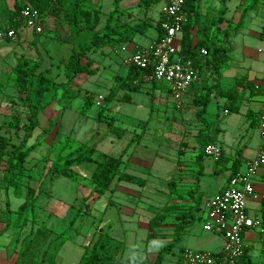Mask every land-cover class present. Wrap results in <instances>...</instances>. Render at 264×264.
<instances>
[{"label": "rangeland", "instance_id": "374dc122", "mask_svg": "<svg viewBox=\"0 0 264 264\" xmlns=\"http://www.w3.org/2000/svg\"><path fill=\"white\" fill-rule=\"evenodd\" d=\"M18 1L20 0H0V31L6 29L5 23L7 22L9 13L13 11L15 3ZM197 1L198 6L200 7V0ZM251 1L255 3V6L258 8L257 10L254 6L253 9L259 12V14H264V0H250V2L242 5L241 9L237 10L239 17L246 7L249 9L251 8ZM112 2L113 0H91V4L101 11L100 27L104 25L106 15L109 10L112 9ZM129 2L131 6L129 8L130 10L139 9L132 12H127L129 9L123 11V14L120 16L121 20L127 21L131 24L137 21H142L141 17L144 15L142 9H140L138 5L135 6V3L131 0H129ZM162 7V2L154 5L149 11L148 17L157 19ZM255 11L254 13H257ZM44 23L45 28L42 34H36L33 29L27 27L23 29V33L26 34L29 39L36 40L33 43H30L27 47L19 46L15 39L8 40L6 38H0V137H4L8 140V150L10 151L14 145H18L22 141L25 135L27 118L29 117V109L25 101V96L19 94L14 84L15 75L13 73V68L16 66L17 59L20 57L26 59L29 56L36 59L38 55L35 51L37 49L38 53L43 56L45 64L47 61L46 66L53 67L54 72H52V76L55 77L52 78L58 82H65L66 77L65 75H62V73L71 51L77 49V46L81 42L88 40L93 34L92 32L78 31L74 29L73 26H70L59 16H47ZM231 25L232 27H235L236 24L233 21ZM154 29L155 28L152 27L150 32L153 33ZM68 38L72 40L71 44L64 42V40ZM257 44L259 47L264 46V43L261 41H258ZM236 50H241L240 41H237L236 43ZM97 57L96 62L99 64ZM112 58L117 63L121 64L122 58L120 55L113 53ZM258 62L264 69V55H262ZM83 76L85 75H81L79 78ZM81 79L83 80L78 81V79H76L72 87L69 89L71 93L77 95L74 100L71 101L67 99L65 101H60L59 103L61 104L57 101H53L50 107L54 108L53 115L55 116L51 119L50 112L47 110L39 115L40 125L35 129L33 137L28 141V145L35 144V149L27 159L24 175L18 178L16 184L19 185V188L17 189L14 185L6 187L3 179V170L0 171V242L2 240L3 242H6L4 249L8 255L10 254L13 259H16V262L17 260H24L20 257V253L24 249V238L28 236L32 230H35L42 225L47 227L53 225L55 231L50 229L51 234H53L52 236L60 234L61 232L68 236L70 240L67 243V251H71H68V254L75 256L78 255V251H83L80 244H83L85 240L88 243L94 233V225L99 221L96 217H101L102 210L107 204V198L106 200L101 199L95 204L92 200H89L87 207L83 209V212H87L88 215H81L74 220L82 199L89 194V182L84 180L83 182L81 181L80 183H77L71 179L61 177L56 182L54 181V183L48 178L46 180L45 189L41 192L36 203L34 215H32L29 210L26 212L18 211L19 207L28 198L27 194L30 191V188L31 190H34V192L38 191L50 165L49 162L55 159L59 147L61 146L60 144H66L65 139L67 140V138L65 134L70 131L68 134L72 133L71 137L73 139L76 137H78V140L84 139L85 137H82L81 131L83 117L89 116L90 118H93L96 116L97 119L98 114L101 112L104 114L105 118H114L116 120L115 124L122 127L129 126L130 123H132L131 121H135L134 118L136 117L143 119L146 117V119L149 118L148 110L138 111L140 110L139 105H141L142 101L150 100L149 96L145 94V89H142L141 92H135L134 97L136 103L121 101L120 105H118V100H114L110 103L103 100L101 105H98L97 101L99 100L100 95L106 99L110 91L108 92V90L99 88L93 84L96 79L95 76H89L88 79ZM84 81L88 84H84ZM209 83L212 84L210 81ZM146 87L150 92H153L152 84H147ZM157 88L160 91H164V97L159 100L158 103L152 105L154 107V114L150 121V133L158 137V141L163 148L159 150V155L155 158L154 170H159L158 173H156L155 177L147 175L146 178L150 181L154 179V182L157 185L161 186V184H163L165 186L163 190H168L170 193L165 196L164 193L158 192V189L153 191L148 190L143 194V197L145 198L143 201H132V203L130 202L131 205L127 204L129 201H125L124 203L121 201L120 206L125 208H137V212L140 215L147 212L145 215L149 216L152 215V213L155 215L165 208L168 209L170 206L175 208V210L167 220L161 223L158 231L159 234L156 239L147 241V232L145 228L141 226L137 232H127L124 235V239L122 238L123 234L120 231H116L113 234L115 241L112 245V249L118 245L117 241L122 239L121 241H123L124 244L122 243L120 249H125L124 258L132 256L131 264H154L159 251L172 240L174 225L177 223L176 214H179V210H183L192 204L187 192L189 190H197V192L200 193L199 187L201 188V186H203L202 183L199 184L201 177H203L202 180H205L210 185L212 184L211 188L207 190L206 195H210L212 192L217 191L219 187L218 183L222 185L227 179L226 171H222L216 176L210 174L215 166V161L212 158L202 156V159L199 162L196 160V157L199 156L200 152L195 138L197 132L203 126L202 122L196 117L197 107L193 102L186 103V101L183 100V106L186 107L184 109L182 108V110H178L175 97L173 94H168L167 92L169 85L166 82H158ZM85 89L89 90L91 93L92 98L89 101L85 95ZM120 92L123 94V91ZM61 95L62 92L59 93V96ZM50 99L51 97L49 95L46 101ZM222 111L223 108L219 106L217 99L213 97L207 108L206 114L203 115V118L210 127V132L214 133L216 128L220 130V126L223 123V119L221 118ZM124 114L130 115L131 118H126V115ZM235 114L236 113L230 112V116H235ZM13 118H19V130H15L10 126ZM59 119L61 127L57 132V135L53 132L55 129L54 126ZM102 123L106 124L105 122ZM103 127L104 126H101V128ZM47 128H49V131L40 135ZM73 129L75 132H73ZM185 130L190 131V137L184 135ZM137 132H141L140 128ZM216 137L218 139V135ZM72 138L70 139L71 144L73 141ZM183 139H190V141L187 140L188 142L184 144L182 143V141H184ZM85 141L88 142V138H85ZM190 142L196 145L193 149H197V151L195 152L194 150H191L184 158H181L178 163L179 149H181V151L186 149ZM216 143L221 145L218 140ZM110 148L111 143L106 142L98 149L109 152L108 149ZM166 149L169 150V152ZM162 150H166L167 152L163 153L161 152ZM202 166L204 168L203 170ZM178 167H182V170H178ZM201 173L203 174L200 175ZM204 173L206 175H204ZM171 176L175 186H169V188H167L169 180L166 179ZM132 186H134V189L141 190V186L139 185L132 184ZM206 186L208 187V185ZM178 191L182 193H177ZM30 196L31 195L29 194V198ZM197 196L199 195L196 194L195 197ZM147 198L151 200L148 201ZM153 200H159L158 204L156 203L158 207L153 203ZM143 204H146L147 206L145 211H142V209H144ZM126 212L128 213V211ZM114 213L115 210L110 212V214ZM205 215V211L195 215L193 225L187 229V233L182 237L180 243H178L171 252L164 256L161 264H185L182 259V252L186 250V247L190 250L200 251L193 246L199 241V238L203 235L204 237L207 235H217L204 230ZM131 218V224L135 226L136 219L138 223V214L136 217L132 216ZM8 220L9 223L7 224ZM101 229L104 233L110 235L108 229L105 230L102 227ZM211 239L214 241L213 238ZM36 248L31 249L30 257L35 254L33 259H37L39 262L43 249H40L39 246H36ZM118 255L119 251L117 253V256Z\"/></svg>", "mask_w": 264, "mask_h": 264}, {"label": "trees", "instance_id": "16d2710c", "mask_svg": "<svg viewBox=\"0 0 264 264\" xmlns=\"http://www.w3.org/2000/svg\"><path fill=\"white\" fill-rule=\"evenodd\" d=\"M122 1L113 0L114 9L106 16L102 27H100L101 11L91 4V0H20L15 3L14 9L9 13L7 22L5 23L6 27L11 26L17 30L23 28L24 24L16 20V18L22 8L33 7L43 14L44 20L47 16H59L70 26H73L74 29L92 32L93 34L88 40L81 42L77 46V49L71 51L64 66L65 82H58L52 78L53 67L45 68L43 56L38 52L36 59H25L21 57L17 59L16 66L13 68L15 75L14 84L19 94L25 96V101L29 109V117L27 118L25 135L22 141L18 145H14L11 151L8 150V140L0 137V171L3 170V179L6 187L14 185L17 189L19 188V185L16 184L18 178L24 175L27 159L35 149V144L28 145V141L33 137V132L40 125L39 115L53 101L59 103L67 99L74 100L77 95L71 93L69 89L75 80L81 75L92 76L97 72V68L94 67L95 60L91 56L103 48L116 49L123 44L130 43L137 33H142L153 27L152 20H146L136 24L122 21L120 18L123 14L120 7ZM162 1L164 0H139L138 6L142 9L144 15H147L154 5ZM197 2V0H188L185 5L188 23L182 31L178 59L181 62L187 60L192 61L197 70L196 81L192 84L191 90L194 93L192 102L197 107L196 117L203 125L197 132L195 138L196 144L199 147L200 153L198 161H200L202 156H205V148L208 145L216 144V136L219 133L218 128L215 129L214 133L210 132V127L203 118L212 98L215 97L225 100V107L229 113H239L241 102L246 99L247 92L250 97L264 96V77L261 79V84H254L246 77L236 79L234 85L229 88L225 87L222 83V75L228 69L231 60L230 54L232 47L230 45V39L238 34L245 15L254 5L250 9H244L235 27H232L230 23L225 30H221V25L224 23V15L227 12L225 0H221L223 7L213 17L202 16ZM7 39L10 40L9 38ZM64 42L71 44L72 40L68 38ZM203 49L207 51V55L201 54V50ZM151 73L152 70L140 69L130 64L126 77L116 78L114 87L110 90L108 97L104 101L106 100L110 103L115 100L120 91H125L126 95L123 96L121 101L130 102L131 97L129 93L141 92L142 89L150 92L146 87L147 84H152V90L158 89V81L146 80V77ZM60 92H62L61 96H59ZM49 95L51 99L46 101ZM87 100L89 101L90 98ZM185 107L182 105L179 110ZM97 120L99 122H105L111 133L119 138L124 137L127 133L126 130L115 125L116 120L114 118H105L102 112L98 114ZM19 121V118H13L10 126L15 130H19ZM48 131L49 128L45 129L40 135ZM69 143L70 138H67L65 146L56 155L55 159L49 162L50 165L38 191L34 192L30 188L27 194L28 198L19 207L18 211L26 212L29 210L34 215L36 203L41 192L45 189L48 178L52 182L61 177L71 179L77 183L83 182L85 177L76 170V167L84 163L93 164L95 169L88 179L90 186L89 194L82 199L74 220L81 215H88L87 212H83V209L87 207L89 200H92L94 203L107 192H113L112 185L115 180L141 187L145 186V180L122 171L123 162L121 158L106 155L94 157L96 150L89 144L80 145L74 151L64 155V151ZM239 167L240 163L234 160L232 174L228 183L239 174ZM173 182H170V187L175 186ZM227 186L228 184L220 191ZM29 194L31 195L30 198ZM187 194L192 204L183 210H179V214H176L177 223L174 225L172 240L159 251L154 264H161L164 256L180 243L182 237L187 233V229L193 225L195 215L202 210L203 195L198 193L197 190H189ZM196 194L199 196L195 197ZM174 210L175 208L170 206L168 209L165 208L159 211L150 219L147 230V241L157 238L161 223L167 220ZM94 226V233L85 246L84 254L78 264L132 263L131 258L123 262H121V258H117L119 247L112 249L113 239L111 235L103 232L100 227V222ZM52 235L51 230L45 225L32 230L23 240L24 249L20 253V257L24 260H17L16 264H56L55 259L61 247L70 238L64 233L56 234L55 238H52ZM36 246L43 249L39 262L37 259H33L35 254L30 257L31 249L36 248Z\"/></svg>", "mask_w": 264, "mask_h": 264}, {"label": "crops", "instance_id": "0c3cea01", "mask_svg": "<svg viewBox=\"0 0 264 264\" xmlns=\"http://www.w3.org/2000/svg\"><path fill=\"white\" fill-rule=\"evenodd\" d=\"M131 1L135 3V6L139 4V0H131ZM248 2H250V0H225V6L227 8V12L224 15V23L221 25V30H225L228 24L232 23L233 21L235 24L239 21L240 17L237 10L241 9L242 5ZM252 5L255 6V3L251 1L250 6ZM111 7L112 9L109 10L108 14L114 9L113 2ZM120 7L122 11L129 9L131 7L129 0H123L120 4ZM222 7L223 4L221 0H200L199 11L202 16L213 17L218 14V12L221 10ZM256 9L258 10L257 7ZM136 10L129 9L127 12H132ZM161 10L159 11V17L157 19L149 18L148 17L149 13L141 17L142 21H146V20L153 21V28H155L153 33L150 32L151 29L150 28L142 33H137L134 36L133 41L130 43L123 44L121 47H118L116 49H111L108 47L103 48L101 50H98L95 54L91 56L92 59L95 60L94 67L97 68V73L91 76V77L94 76L96 77L93 84H95L99 88L106 89L109 92L114 87L116 82L115 80L117 77H123V78L126 77L129 69V64H127V59L129 58L131 53L137 47L149 46L152 41L158 38L160 34L159 21L161 19L160 18ZM254 11L255 9L253 8L249 10V12L245 15L243 19V24L242 27L239 29L238 34L230 39V45L232 47V51L230 54L231 60L229 62L228 69L222 75V83L227 88L232 87L236 79L241 77H246L250 82L254 84L262 83L261 79L264 77V69L259 65L258 60H260L262 55H264V46L259 47L257 42L261 41L262 43H264V40L262 39V37L264 36V14H259V12L257 11H255L257 13H254ZM142 21H137L132 24H136ZM23 29L24 28H21L20 31L18 32L15 41L18 43L19 46L27 47L30 43H33L36 40L29 39L28 36L23 33ZM237 41L241 42L240 51L236 50ZM37 52L38 51L36 49L35 53L38 55ZM113 53L121 56L122 58L121 64L113 60L112 58ZM96 57L99 60V64L96 62ZM28 58L35 59L32 56H29ZM46 64L44 60V67L48 68ZM62 75H64V71ZM81 78L88 79L89 76L85 75ZM81 78H77L78 81L83 80ZM59 82H63V81H59ZM84 84H88V83L84 81ZM167 92L168 94H172L171 91L169 92V89L167 90ZM163 93L164 91H160L158 89L153 90V92L145 93L149 96L150 100L142 101L141 105H139L140 110L138 109L137 110L138 111L148 110V116H149L148 119H146L147 117L144 119L140 117H136L134 118L135 121H131L132 123H130V125L127 127H122L115 124L116 126L127 131V133L122 138H119L116 135L112 134L108 125L99 122L96 119V116L93 118H90L89 116H84L81 122L82 137L88 138V142L85 141V138L82 140H78L77 139L78 137L73 139L71 137L72 133L68 134L70 131H68V133L65 134L66 138H70V139L72 138L73 141L72 144L70 141V143L67 145L66 150L64 151V155H67L68 153L74 151L80 145L89 144L90 146H93L96 150L94 157L100 155H106L115 158H121L123 162L122 171L124 173L141 178L146 182L145 186L141 187V190H137L133 188L134 186H132V184L126 182H118L115 180L112 185V188L114 189L113 192H107L104 196L100 197L94 202L95 204L97 201H100L101 199H105V200L106 198L108 199L105 208L102 210L101 217L100 218L96 217V218L97 220H99L98 222H100L101 224L100 226L103 229L105 230L108 229L113 239L112 241L113 243L115 241L113 234L116 231H120L123 234V237L121 236L123 239H124V235L127 232H137L140 226L145 228L147 232L149 227V221L154 216V213H152V215L150 216L145 215L147 212H145V214L140 215L137 212V208L122 207L120 206L121 201H123V203L125 201H129V203H127L128 205H131L132 201H138V200L143 201L145 199L143 197V194L146 193V191L148 190L153 191L155 189H158V192L164 193L165 196L168 195V193H170L168 190H163L165 187L163 184H161V186L157 185L154 182V179H152L153 181L152 180L150 181L149 179L146 178L147 175L149 176L152 175L155 177L156 173H158L159 171V170L157 171L154 170V164H155V158H157L159 155V150H161L163 147L161 143H159L158 137L150 133V121L154 114V107L152 105H155L154 103H158L159 100H161L164 97ZM134 94L135 92H131L129 94V96L131 97L130 103H136ZM85 95L87 99L90 98L91 100L92 97L89 90L85 89ZM124 95H126L125 91H123V94L119 92L118 95L116 96L115 100H118L119 102L118 105H120L121 99L123 98ZM193 98H194V93L192 90H190L188 95L184 96L183 100H185L186 103H192ZM217 102L219 106L223 108V111L221 113V118L223 119V123L220 126L218 139H217L221 144L219 146L222 148L223 154L221 160L219 162H215V166L210 174L216 176L219 175L222 171H226L227 179L222 183V185L218 183L219 187L217 191L212 192L210 195H206L207 190L211 188L212 184L210 185L205 180H202L203 177H201V180L199 181V184L200 183L203 184L201 188L199 187L200 193L203 194L201 212L206 210L205 209L206 205L208 201L212 198V196L216 194L218 191L220 192V190L228 184L229 178L231 177L232 174V167L234 160H237L240 163L239 173H244L247 170L248 163L257 156L258 152L262 148H264V132L260 129L259 120H258V116L264 108V96L250 97L249 93L247 92L246 99L241 102L240 112L236 113L235 116L233 115L230 116V113H228L227 115L224 114V110L226 109L225 100L218 98ZM46 110L50 112V119L55 116L53 115L54 108L49 106ZM125 117L128 119L131 118L130 115H126ZM59 122L60 119L54 126L55 129L53 132L54 134L57 135H58L57 132L60 130L61 127ZM101 126L104 127L101 128ZM139 128L141 130L140 133L137 132ZM73 132H75L74 129ZM189 132L190 131L185 130L184 135L189 136ZM183 140L184 141H182V143L184 144L190 141V139L189 140L187 139L188 141L185 139ZM106 142L111 143V148L108 149L109 152L99 150L98 148L103 144H105ZM60 145L61 146L59 147L57 153H59L61 149L65 146V144H60ZM194 147H196V145L190 142L187 145L186 149L182 151L181 149H179L178 163L180 162V159L184 158L187 155V153L190 152L191 150H194L196 152L197 149H193ZM166 150H162L161 152L163 153H166L167 151L169 152V150L167 151ZM198 159L199 158L196 157L197 161ZM178 168H179L178 170H182V167H178ZM76 169H78L77 171L85 177L86 181H89L88 179L92 175L95 167L93 164L84 163L76 167ZM203 169L204 168L202 166V170ZM204 175L206 174L204 173ZM166 180H169L167 187L169 188V184L173 180V178L171 176ZM206 185H208V187ZM254 188H255V196L249 198L247 202V210L250 216L261 219L264 224V169L262 168L257 172L255 176ZM177 193H182V192L178 191ZM147 200L150 201L151 199L147 198ZM158 201L159 200L157 201L153 200V203L158 204ZM143 205H144V209H142V211L143 210L145 211L147 206L146 204ZM156 207H158V205ZM112 210H115L114 214H110ZM126 211H128V213ZM137 214H138V223L136 219V224L135 226H133V224H131L132 222L131 217L132 216L136 217ZM48 228L55 231L53 225H49ZM55 237L56 235L52 236V238ZM211 238H213L214 241H212ZM243 239L245 244V257L243 264H264V233L261 232L259 229L247 230L243 234ZM69 240L66 241L64 245L61 247L55 259L56 264H78L79 261L81 260L84 254L85 246L87 245L86 240L83 244L82 243L80 244V247L83 248V251L81 250L78 251V255L76 256L68 254V251L71 252L70 250L67 251L68 249L67 243L69 242ZM121 240L122 239L117 241L118 245H116L115 247H119L118 250L119 255L117 256V258L118 259L121 258V262H123L127 259H130L132 256L128 258L123 257L125 249L122 248L120 249L122 243L124 244V242ZM223 244H224L223 236L221 234H217L214 236L207 235L205 237L203 235L201 238H199V241L196 242V244L193 246L200 251H210V252L218 253L222 251ZM4 245H6V242H3L2 240L0 242V264H15L16 259H13L10 256V254L9 255L7 254V252L4 249ZM187 248L188 247H186V250Z\"/></svg>", "mask_w": 264, "mask_h": 264}, {"label": "built area", "instance_id": "2783aa9c", "mask_svg": "<svg viewBox=\"0 0 264 264\" xmlns=\"http://www.w3.org/2000/svg\"><path fill=\"white\" fill-rule=\"evenodd\" d=\"M188 0H164L159 21L160 34L149 46L137 47L127 59V64L140 69L152 70L147 81L166 82L181 109L184 96L188 95L192 84L196 81L197 70L192 61L181 62L178 51L182 40V31L188 23L185 5ZM16 20L24 27L42 34L45 28L43 14L36 8L24 7ZM20 29L7 26L0 31V38L16 39ZM264 40V36L262 37ZM202 55H207L205 49ZM104 100L99 97L98 105ZM227 109L224 114H228ZM259 127L264 132V108L258 116ZM205 156L215 162L222 157L223 150L218 144L208 145ZM264 169V148L252 159L244 173L237 174L228 186L214 195L206 205L204 230L221 234L224 239L221 252L184 250L182 259L185 264H243L245 244L243 234L247 230L259 229L264 233L261 219L250 216L247 210L249 198L255 196L254 179L260 169Z\"/></svg>", "mask_w": 264, "mask_h": 264}]
</instances>
